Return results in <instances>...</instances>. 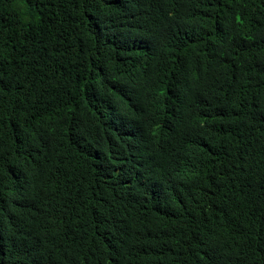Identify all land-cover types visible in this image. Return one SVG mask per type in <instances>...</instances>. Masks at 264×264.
<instances>
[{
	"label": "trees",
	"instance_id": "1",
	"mask_svg": "<svg viewBox=\"0 0 264 264\" xmlns=\"http://www.w3.org/2000/svg\"><path fill=\"white\" fill-rule=\"evenodd\" d=\"M0 264H264V0H0Z\"/></svg>",
	"mask_w": 264,
	"mask_h": 264
}]
</instances>
